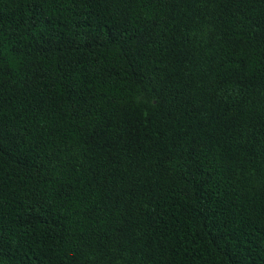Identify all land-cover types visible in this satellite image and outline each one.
Masks as SVG:
<instances>
[{
    "label": "trees",
    "instance_id": "1",
    "mask_svg": "<svg viewBox=\"0 0 264 264\" xmlns=\"http://www.w3.org/2000/svg\"><path fill=\"white\" fill-rule=\"evenodd\" d=\"M0 264H264V0H0Z\"/></svg>",
    "mask_w": 264,
    "mask_h": 264
}]
</instances>
